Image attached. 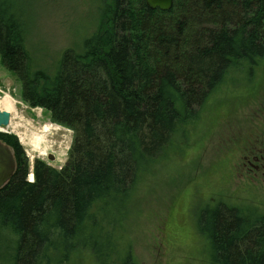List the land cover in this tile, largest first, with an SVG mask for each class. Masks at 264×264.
I'll list each match as a JSON object with an SVG mask.
<instances>
[{
    "label": "trees",
    "instance_id": "obj_1",
    "mask_svg": "<svg viewBox=\"0 0 264 264\" xmlns=\"http://www.w3.org/2000/svg\"><path fill=\"white\" fill-rule=\"evenodd\" d=\"M99 14L50 72L23 12L0 0L2 65L29 106L74 133L66 164L36 161L32 182L18 138L0 133L16 161L0 189V264H69L79 250L96 264H138L119 225L139 183L232 70L249 76L264 60V0H174L169 11L101 0ZM198 225L210 264H264V214L221 202L199 210Z\"/></svg>",
    "mask_w": 264,
    "mask_h": 264
},
{
    "label": "rangeland",
    "instance_id": "obj_2",
    "mask_svg": "<svg viewBox=\"0 0 264 264\" xmlns=\"http://www.w3.org/2000/svg\"><path fill=\"white\" fill-rule=\"evenodd\" d=\"M8 1L29 21L30 49L50 72L64 50L81 49L100 20L101 0H2ZM247 73L242 68L229 73L198 121L136 188L119 237L138 264H210L208 241L198 225L202 208L224 202L264 214V174L254 166L264 149V60ZM8 96L12 109L2 105ZM0 111L11 114L10 126L0 133L15 135L23 146L29 181L38 160L59 170L66 164L73 131L53 123L46 110L29 106L21 83L1 59ZM69 264L96 261L89 250H79Z\"/></svg>",
    "mask_w": 264,
    "mask_h": 264
},
{
    "label": "water",
    "instance_id": "obj_3",
    "mask_svg": "<svg viewBox=\"0 0 264 264\" xmlns=\"http://www.w3.org/2000/svg\"><path fill=\"white\" fill-rule=\"evenodd\" d=\"M148 8L162 11H169L174 5V0H146ZM11 124V114L7 111H0V132ZM49 160H54L50 156ZM16 167V161L13 150L5 143L0 142V189L9 182Z\"/></svg>",
    "mask_w": 264,
    "mask_h": 264
},
{
    "label": "flooded vegetation",
    "instance_id": "obj_4",
    "mask_svg": "<svg viewBox=\"0 0 264 264\" xmlns=\"http://www.w3.org/2000/svg\"><path fill=\"white\" fill-rule=\"evenodd\" d=\"M261 151L262 152L255 158L256 164L254 166L264 174V149Z\"/></svg>",
    "mask_w": 264,
    "mask_h": 264
},
{
    "label": "bare ground",
    "instance_id": "obj_5",
    "mask_svg": "<svg viewBox=\"0 0 264 264\" xmlns=\"http://www.w3.org/2000/svg\"><path fill=\"white\" fill-rule=\"evenodd\" d=\"M2 105H3V107H6V108H8V109H12L13 107H14V102L9 98V96L8 97H6L4 100H3V102H2ZM7 109V110H8ZM46 131H48L49 129L48 128H46L45 129ZM41 141V139L40 140H38L37 141V143H39ZM41 144V143H40ZM38 145V144H37ZM41 146V145H40ZM30 177H31V181H33V176L32 175H30Z\"/></svg>",
    "mask_w": 264,
    "mask_h": 264
}]
</instances>
